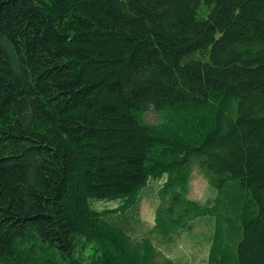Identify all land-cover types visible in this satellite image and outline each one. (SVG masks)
<instances>
[{
    "label": "trees",
    "instance_id": "trees-1",
    "mask_svg": "<svg viewBox=\"0 0 264 264\" xmlns=\"http://www.w3.org/2000/svg\"><path fill=\"white\" fill-rule=\"evenodd\" d=\"M164 173L159 233L264 264V0H0V264H180L91 205Z\"/></svg>",
    "mask_w": 264,
    "mask_h": 264
},
{
    "label": "rangeland",
    "instance_id": "rangeland-1",
    "mask_svg": "<svg viewBox=\"0 0 264 264\" xmlns=\"http://www.w3.org/2000/svg\"><path fill=\"white\" fill-rule=\"evenodd\" d=\"M145 120L157 122L156 111L148 110ZM167 181V173L162 178L150 177L142 188L139 200L134 207L116 210L124 203V199H92L94 209L104 212V218L114 225L126 230L134 242L150 237L156 250L155 261L164 263L167 260L180 264H207L213 223L205 217L188 221L186 226L162 234L155 229L157 211L163 203V185ZM189 199L207 204L216 195V190L210 185L208 177L195 168L185 187ZM112 210H116L111 212ZM226 264H230L229 262Z\"/></svg>",
    "mask_w": 264,
    "mask_h": 264
}]
</instances>
